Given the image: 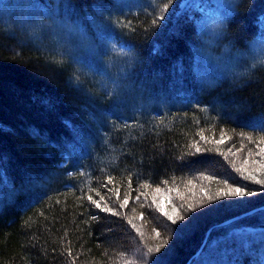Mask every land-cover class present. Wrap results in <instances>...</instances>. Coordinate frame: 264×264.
I'll return each mask as SVG.
<instances>
[{
	"label": "trees",
	"instance_id": "trees-1",
	"mask_svg": "<svg viewBox=\"0 0 264 264\" xmlns=\"http://www.w3.org/2000/svg\"><path fill=\"white\" fill-rule=\"evenodd\" d=\"M182 1L0 0V264H264V0Z\"/></svg>",
	"mask_w": 264,
	"mask_h": 264
},
{
	"label": "snow or ice",
	"instance_id": "snow-or-ice-1",
	"mask_svg": "<svg viewBox=\"0 0 264 264\" xmlns=\"http://www.w3.org/2000/svg\"><path fill=\"white\" fill-rule=\"evenodd\" d=\"M171 2V0H170ZM169 8V4H164V7L162 9L163 11H166ZM260 131H264V122L260 123L257 126ZM201 140H205V137L201 135ZM191 149H194L195 153L199 154L204 149H202L201 146L197 143H193L189 146ZM231 151V149H229ZM191 154V153H190ZM227 156V153L224 154ZM258 157V159L253 158ZM233 169L240 173L241 179L245 181H249L252 183H255L257 185H260L262 190H264V147H259L258 151L253 153L251 149L248 151V155L244 158L241 167H236L235 161L232 162ZM208 179H211V177H207ZM221 182L225 186L223 189H220L216 196V200L220 199H226V198H234V197H244L247 195H253L255 194L256 190L249 191L247 190V186L245 184H235L234 181L230 180L228 177H224L221 179ZM166 183V182H165ZM145 188L148 187V185H144ZM204 192V198L207 199L209 203L214 202L213 196L210 195L206 190L202 189ZM155 193H161L162 189L160 187H156L154 189ZM145 198H147V193H144ZM88 200L95 205L97 209H99L101 212H108L112 215H118L115 208L109 207L107 204L101 205L100 201L94 200L92 196L87 197ZM100 200H104V197L101 196ZM171 202V197H167L163 203H157L156 198L153 197V204L156 205L157 211H159L163 216L166 217L167 221L170 222L171 225L177 224L179 221L184 220L187 213L195 211L197 208L203 207V201H198L195 205H189L185 206L184 204L179 205V207L173 206V213H176V215L169 214V212L166 210L165 205L167 203ZM129 203L128 196L126 194L124 200L120 203V207L124 208L125 205ZM95 219V217H93ZM153 231H156V229H153ZM157 236L160 235L159 232L156 233ZM167 244V240L164 241V244L160 245L155 249V252H160L161 248ZM153 248L148 247L145 252L142 253V256L140 258L145 259L149 257L153 253ZM137 252L139 253L140 250L138 249ZM253 248L251 245L247 246L246 248L242 249V255L246 259H250L253 256Z\"/></svg>",
	"mask_w": 264,
	"mask_h": 264
},
{
	"label": "water",
	"instance_id": "water-1",
	"mask_svg": "<svg viewBox=\"0 0 264 264\" xmlns=\"http://www.w3.org/2000/svg\"><path fill=\"white\" fill-rule=\"evenodd\" d=\"M258 208H264V205L261 206V207L254 208V209H252V210H255V209H258ZM252 210H251V211H252ZM251 211H248V212L242 213V214L237 215V216L230 217V218H228V219L222 221L220 224L228 223L229 221H232V220H235V219H237V218H239V217H242V216H244L245 214H247V213H249V212H251ZM208 232H209V231H208ZM201 248H202V247H201ZM201 248H200V249H201ZM199 251H200V250H199ZM199 251H198V252H199Z\"/></svg>",
	"mask_w": 264,
	"mask_h": 264
},
{
	"label": "rangeland",
	"instance_id": "rangeland-1",
	"mask_svg": "<svg viewBox=\"0 0 264 264\" xmlns=\"http://www.w3.org/2000/svg\"><path fill=\"white\" fill-rule=\"evenodd\" d=\"M188 1H189V0H185V1L183 0V1L181 2V3H182L181 5H182V6L185 5Z\"/></svg>",
	"mask_w": 264,
	"mask_h": 264
},
{
	"label": "clouds",
	"instance_id": "clouds-1",
	"mask_svg": "<svg viewBox=\"0 0 264 264\" xmlns=\"http://www.w3.org/2000/svg\"><path fill=\"white\" fill-rule=\"evenodd\" d=\"M225 27H226V24H225Z\"/></svg>",
	"mask_w": 264,
	"mask_h": 264
}]
</instances>
